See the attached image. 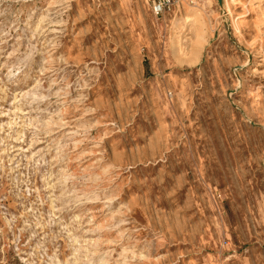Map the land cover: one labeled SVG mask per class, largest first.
Masks as SVG:
<instances>
[{
    "label": "rangeland",
    "instance_id": "1",
    "mask_svg": "<svg viewBox=\"0 0 264 264\" xmlns=\"http://www.w3.org/2000/svg\"><path fill=\"white\" fill-rule=\"evenodd\" d=\"M0 264H264V0H0Z\"/></svg>",
    "mask_w": 264,
    "mask_h": 264
},
{
    "label": "built area",
    "instance_id": "2",
    "mask_svg": "<svg viewBox=\"0 0 264 264\" xmlns=\"http://www.w3.org/2000/svg\"><path fill=\"white\" fill-rule=\"evenodd\" d=\"M153 15L160 16L172 10L175 0H148Z\"/></svg>",
    "mask_w": 264,
    "mask_h": 264
},
{
    "label": "bare ground",
    "instance_id": "3",
    "mask_svg": "<svg viewBox=\"0 0 264 264\" xmlns=\"http://www.w3.org/2000/svg\"><path fill=\"white\" fill-rule=\"evenodd\" d=\"M225 1H226V3H227V0H225ZM191 20H193V19H190V21H191ZM190 21H189V22H190ZM191 22H192V21H191ZM188 25H190V24H188ZM175 42H176V41H175ZM176 47H177V46H176Z\"/></svg>",
    "mask_w": 264,
    "mask_h": 264
}]
</instances>
